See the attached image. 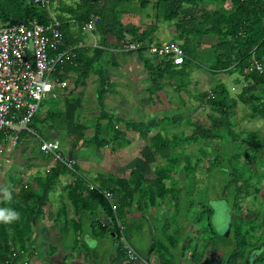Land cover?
I'll return each mask as SVG.
<instances>
[{"label":"trees","instance_id":"1","mask_svg":"<svg viewBox=\"0 0 264 264\" xmlns=\"http://www.w3.org/2000/svg\"><path fill=\"white\" fill-rule=\"evenodd\" d=\"M70 1H73L74 5H66L61 0L58 1L54 9L56 19L60 22L65 21L66 18L74 20V26L78 33L82 34L83 27L90 17H96L92 34L99 39L100 48L78 51L75 61L71 65L59 68L55 77L60 81H65L72 74L75 76V86L82 84L89 77H95L98 81L95 95L99 114L94 117L91 137L85 138L84 133L88 127L79 123L81 100L67 92L62 96V100L49 101L50 108L46 111L44 119L39 120L37 117L33 119L32 127L38 124L48 130L49 138L45 139L40 134L39 137L42 140L50 141L51 135L56 133L66 138L72 137L73 142L80 141L83 145L92 143L98 149L111 145V149L117 150L124 144H129L125 134L116 128V124L112 123L114 121L119 124L122 120L111 116L106 111L104 99L110 92V83L104 72L108 59L112 56V53L107 51L109 48L116 49L125 42H152L155 25L148 26L142 31L134 26L126 30L121 22V16L126 12L121 8L134 1L140 2L142 8L153 2L154 7L161 13L163 22L173 24L174 43L175 41L180 43L178 45L184 54V62L180 67H174L169 59L146 57L143 51L125 54L137 56L143 68L149 73L150 83L153 86L159 88V82L164 77H168L169 80L178 78L182 85V82L189 76L187 71L192 67L191 64H194L191 59V44L197 43L203 37H208L216 42L209 51L207 50V54L209 53L207 70L212 75H236L240 91L235 98H232L225 86L218 83L210 93L201 95L200 103L208 107L209 128L197 129L186 140L176 138L167 140L161 132H155L149 137L148 133L138 124L124 123L127 132L138 134L145 139L148 157L155 161L165 162L154 169L153 178L146 179L140 168L135 166L127 179L100 176L98 177L99 183L94 184L96 190H89L86 185L88 182L79 173L77 165L75 172L78 175L65 170L60 164H55L43 176L35 177L32 184L11 185L8 192L11 198L6 196L5 200H0V210L17 212L19 218L11 222L0 220V264H15L24 259L30 251H36L34 245L29 242L32 227L42 216L49 194L59 184L60 177L66 174L74 178V181L65 187L66 197L73 208L74 216L79 219L90 215L94 217L100 213L98 217L103 216V222L101 223L95 217L93 221H95L96 229L101 235H106L108 231H111L119 240L117 222L124 227L127 215L134 213L143 215L142 212L158 208L171 196L175 188L168 187L166 182L169 175L175 173L177 158L171 157L170 151L179 144L194 143L200 138L214 139L217 136L216 133H220V139L223 142L227 141L230 149L233 147L232 154H219L218 157L210 160L205 171L207 174L216 171L226 176L220 199L232 203V210L239 206L240 197L248 196L252 188L255 189L253 198H256L255 182L259 178L257 173L258 170L264 172L262 155L264 138L257 140L255 134L250 132L244 135L241 142H237L236 136L231 132L232 118L238 105L246 107L249 111L245 117L248 116L252 120L258 118L264 124V75L254 71L251 65L252 62H257L264 68V0H228V9L225 11H222L225 0ZM206 4L220 5L214 6L213 11L199 9L200 6ZM50 20L49 13L44 8L29 4L26 0H0V27L28 23L44 25ZM67 29V25L61 27L66 42L73 45V37L69 36ZM107 38L113 39L115 44L108 45ZM193 66L200 68L199 64ZM161 121L164 120L161 119ZM102 122H105L104 126ZM46 124L49 125L46 126ZM36 134L38 135L37 132ZM2 139L0 135V142ZM74 153L70 151L68 158L73 159ZM240 158H243V166L238 163ZM184 160L187 173L191 168L190 160L186 158ZM101 190L112 194L114 200L112 207L101 195ZM188 207H191L190 203ZM180 208L178 204L177 212ZM229 209L231 210L230 206ZM202 214L206 217L205 224L209 233L215 235L211 227L213 212L209 205L203 209L201 216ZM254 218V214L251 216L246 214L244 226L242 222L230 218L231 229L234 226L238 227L236 238L237 233L239 236L240 229L244 228L246 233L244 238L237 240L238 246L229 256L228 264H236L240 260L248 263L253 252H259V254L252 264H264V245L260 242L262 236L254 242L252 237L247 238L251 236L249 232L255 230ZM246 226L249 228L246 229ZM124 236L126 238L125 232ZM207 243L209 245V241Z\"/></svg>","mask_w":264,"mask_h":264},{"label":"rangeland","instance_id":"2","mask_svg":"<svg viewBox=\"0 0 264 264\" xmlns=\"http://www.w3.org/2000/svg\"><path fill=\"white\" fill-rule=\"evenodd\" d=\"M62 2L66 5H74V2L70 0H63ZM228 4V0H225L222 11L228 9ZM219 5L206 4L200 6L199 9L213 11L214 6ZM121 9L126 11L123 14L125 19L121 17L126 30L133 26L139 29L151 25H157L159 29L169 26L168 23L163 22L161 13L152 2L142 8L140 2L134 1L130 5H124ZM83 36L85 42L91 41L87 32ZM215 42L213 38L203 37L197 43L191 44V59L194 64H191L192 67L187 71L189 76L182 82V85L178 78L169 80L168 77H164L159 82V88L153 86L150 83L149 73L143 68V64L135 54H118L109 57V64L104 74L116 83L118 91L105 98V107H107L108 114L122 120L119 124L114 121L112 123L116 124V128L125 134L126 140L129 142L128 145L124 144L117 150L111 149V145L98 149L92 143L83 145L80 141L73 142L72 137L66 138L62 135L56 137V133L52 134L50 139L56 137L54 140L59 143V152L62 155L68 157L70 151L75 152L72 160L76 162L80 174L89 183L98 184L99 180L95 181L94 178L97 176L106 177L108 174V177L113 179L115 177L127 179L135 166L140 168L146 179L153 178L154 169L165 164V162L162 160L155 161L148 157L145 139H142L138 134L127 132L124 123L138 124L142 130L148 133L149 137L155 132H161V135L167 140L173 138L186 140L197 129L209 128L208 107L200 103L199 97L210 93L211 89L218 83L225 86L232 98H235L240 91L236 75H212L207 70L209 66L207 50L209 51ZM205 47L206 50H202ZM196 64L200 65L199 69L193 66ZM74 83L75 76L72 75L67 80L68 86L64 93H71L73 97H78L81 100L79 123L88 127L84 137L90 138L94 117L99 114L95 95L98 81L95 77H90L77 86ZM49 104L50 102H45L42 105L36 115L37 119H44L46 111L50 108ZM248 114L249 111L246 107L237 106L232 118L233 126L231 129L232 134L237 138V142H241L244 135L250 132L255 134L257 140L264 138V124L258 118L252 120L248 116L245 117ZM102 123L104 126L105 122ZM32 125L33 123L31 127ZM32 128L38 133V136L42 134L43 138H49L46 127L36 124ZM216 134L214 139L203 140L200 138L194 143L179 144L171 149V157L177 158V168L174 174L169 175L166 185L175 189L172 190L171 196L165 203L156 209L142 212V216L150 213L158 221L153 219L150 222L153 228L151 233L156 237L164 233L175 241L181 238L183 243H186L188 239L192 242L193 239L197 238H202L207 245L209 241L208 246L212 248L211 253L215 255V261L225 264V261H228L229 256L236 250L237 240L244 238L246 233L244 228L240 229L239 236L237 233L236 238L238 227L234 226L230 231V236L227 239L223 238L222 235L230 222V218L242 222L244 226L246 223L245 215L254 214L253 226L255 230L250 231L251 236L247 238L252 237L254 242L262 236L260 242L264 245V172L258 170L257 173L259 178L255 182L257 186L256 198H253L255 189L252 188L248 196L240 197L239 206H234L235 208L232 210V203L220 199L226 176L216 171L212 174L205 172L210 160L218 157L219 154L233 153V147L230 149L228 142H223L220 139V133ZM38 149V141L27 134L22 137L14 149L8 150L4 144H1L0 200L6 199L5 193L9 192L11 185L32 184L35 177L43 176L53 164H56L52 158L40 154ZM262 155L264 158V146ZM185 158L190 160L191 167L187 173L185 172ZM238 163L243 166V158H240ZM174 194L178 195L175 196ZM189 203L191 207H188ZM178 204L181 208L177 212ZM208 205L213 212L211 227L215 235L209 233L205 224V215L202 214L201 216V212ZM167 226H169V230ZM249 226H246V229ZM124 227L127 229L125 231L126 240L132 249L143 252L144 248L141 247L140 243L144 242L146 237L145 227L142 226L143 232L141 234L136 233L131 224L124 222ZM180 228L183 231H180ZM218 248H222L223 253L219 254L217 250L215 251ZM219 255L221 257H218Z\"/></svg>","mask_w":264,"mask_h":264},{"label":"built area","instance_id":"3","mask_svg":"<svg viewBox=\"0 0 264 264\" xmlns=\"http://www.w3.org/2000/svg\"><path fill=\"white\" fill-rule=\"evenodd\" d=\"M29 4L44 8L50 16V22L44 25L36 23L0 27V135L1 144L8 150L14 149L24 135L38 141L41 154L52 158L65 170L76 174V162L59 152V143L55 140H42L31 127L33 119L45 102L62 100L67 88V79L60 81L55 77L59 68L71 65L77 58V52L86 49L82 43L70 45L61 31L65 24H75L72 19L60 22L56 19L54 5L57 0H26ZM96 17L91 16L84 25L83 32L91 33ZM100 48L95 42L91 49ZM143 51L148 57L169 59L174 67L184 62L180 46L172 41L157 43L120 44L114 51L118 54ZM252 69L264 75V68L252 62ZM74 181V178H72ZM89 190L95 186L86 183ZM103 198L113 206V196L109 191L101 190ZM119 245L129 262L157 264L155 259L141 256L128 244L124 236L125 228L117 222Z\"/></svg>","mask_w":264,"mask_h":264},{"label":"crops","instance_id":"4","mask_svg":"<svg viewBox=\"0 0 264 264\" xmlns=\"http://www.w3.org/2000/svg\"><path fill=\"white\" fill-rule=\"evenodd\" d=\"M58 1L59 0H57L53 9L56 8ZM123 16L125 15H122L121 17L125 19ZM122 21L123 19H121V22ZM65 25L68 27L67 31L69 36L71 35L73 37V44L79 42L82 43L86 48L84 50L91 49L94 42L97 45L99 44V39L95 37L92 32L88 33L91 41L85 42L83 36L85 32L81 35L78 33L76 26L69 23ZM172 25L173 24L170 23L166 28L163 27L160 29L155 25L156 29L151 38L152 42L157 44H162L168 41L174 42ZM143 29L140 28V31ZM107 43L110 46L115 44L114 40L111 38H107ZM115 50L116 49L114 48H109L107 51L112 53L113 56L118 55V53L114 52ZM202 50L205 51L206 47ZM70 76H72V74H70ZM69 78L67 80H69ZM109 83L110 92L106 97L111 96L118 91V88L116 87L117 85L112 79H109ZM55 136L57 137L58 134ZM54 166L55 164H53L49 170ZM108 175L105 178H107ZM94 180L98 181V176L95 177ZM71 181L72 178L69 174L60 177L59 184L48 196L47 202L43 208L42 216L32 227L33 230L29 242L34 245L36 251H30L24 259L19 260L15 264H142L140 262H129L126 259L125 254L120 248L119 241L111 231H108L106 235H101L96 229V224L93 220L96 217L102 223L103 216L100 215V217H98L100 213H97L94 217L90 215L79 219L74 216L73 208L68 201L65 192V187L71 183ZM153 219L154 218L150 213H147V215L144 216L139 213H134L125 217V223H128L129 225L131 224L136 233L141 234L143 232V227H145L144 233L146 237L144 242L140 243L141 247L144 248L143 252L135 250L141 256H147L152 259L154 258L157 264H223V262L219 263L215 261V255L211 253L212 248L205 244L202 238L193 239L192 242L188 239L186 240V243H183L181 238H178L179 241H175L170 238V236L167 237L164 233L161 234V236H154V234L151 233L153 228L150 224ZM173 222L175 223V221ZM167 229L169 230V226H167ZM180 231L183 230L180 228ZM216 250L219 254L223 253L222 248L215 249V251ZM258 254L259 252H253L251 254L252 258L250 255V261L248 263H244L240 260L236 264H252V261ZM218 257H221V255ZM225 264H227V260L225 261Z\"/></svg>","mask_w":264,"mask_h":264},{"label":"clouds","instance_id":"5","mask_svg":"<svg viewBox=\"0 0 264 264\" xmlns=\"http://www.w3.org/2000/svg\"><path fill=\"white\" fill-rule=\"evenodd\" d=\"M5 195L10 199L11 194L5 193ZM19 218V214L17 212L11 211V210H0V220L4 222H11L13 220H16Z\"/></svg>","mask_w":264,"mask_h":264},{"label":"water","instance_id":"6","mask_svg":"<svg viewBox=\"0 0 264 264\" xmlns=\"http://www.w3.org/2000/svg\"><path fill=\"white\" fill-rule=\"evenodd\" d=\"M230 230H231V223L229 222L222 237L227 239L229 237Z\"/></svg>","mask_w":264,"mask_h":264}]
</instances>
